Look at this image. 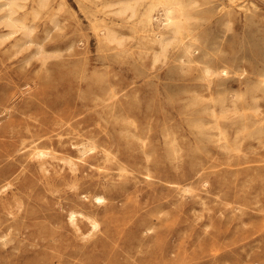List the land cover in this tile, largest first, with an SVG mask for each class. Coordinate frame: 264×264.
Wrapping results in <instances>:
<instances>
[{"label":"rangeland","instance_id":"1","mask_svg":"<svg viewBox=\"0 0 264 264\" xmlns=\"http://www.w3.org/2000/svg\"><path fill=\"white\" fill-rule=\"evenodd\" d=\"M32 1L17 13L31 31L0 40V264H264V0H186L191 30L164 53L135 16L110 12L124 41L104 44L78 0ZM36 144L59 149L47 170ZM71 209L98 216L94 236Z\"/></svg>","mask_w":264,"mask_h":264},{"label":"bare ground","instance_id":"2","mask_svg":"<svg viewBox=\"0 0 264 264\" xmlns=\"http://www.w3.org/2000/svg\"><path fill=\"white\" fill-rule=\"evenodd\" d=\"M48 1L49 0H33L32 1V3H33L32 4V9L35 10V11H38L39 10V7H42V6L46 5L48 3ZM78 1H79V5H80L82 11H84L85 13H87L88 15H90L91 24H92L94 30L96 31L97 38L100 41V43L108 44V43H111V42H115L117 44H122L123 41H124V37L119 34V32L115 28V26L111 25L110 22L107 19V16L109 14H111V13L114 14V15H116V16H122V19L126 20V22H128L129 20H131V17L135 16L136 17V21L133 23V25H135L136 27H139V25H141V28L146 31V34L144 35V39L147 42H150L152 44L157 43L160 46V50L163 51L162 53H164V50H166L168 48V46L172 42H174V41H180V43H181L182 42V39H183L184 32L185 31H188V30H191V24H192L191 23V20H192L191 18L193 16V12L191 11L190 5L186 2V0H151L150 5L148 7H146V9L141 10V11L138 10V4H137L138 3V0H78ZM26 4H27V0H0V22L3 23L4 25L10 27V29L8 31H1L0 32V40H4L5 38L10 37L18 29H22L25 32L29 31L30 26H28L29 23L28 24L26 23L25 18H24L25 16L24 17H21V16H18V14H17L19 12L20 8H23L24 6H26ZM157 6H160V8L163 11V17H161V19H159V20H157V16H155V11H156ZM54 8H55V6H54ZM155 20H157V22H158L157 25H155ZM16 41H18V40H16ZM0 42H2V41H0ZM31 43H33V42H31ZM12 44H14V43H12ZM45 46L46 45H44V47H43V45L40 44L39 45V48H38V51L36 50L37 51V54L38 53L39 54H42L44 52V48H46ZM191 46H192V42L191 41L189 43L188 42H184V49H185V51L188 54V61L189 62H191V61L193 62V58H191V56H190V55H192L191 54L192 53V47ZM69 47H71V46H69ZM47 53H48V51H47ZM32 55H34V54H32ZM42 57H44V55L41 56V58ZM47 59L46 60L44 59V60L46 62H48ZM184 61H186V60H184ZM46 62H45V64H46ZM48 63H50V62H48ZM46 66H48V65H46ZM41 68H43V67H41ZM44 68H46V67H44ZM85 68L88 69L87 67H85ZM224 73L225 74L228 73V69H226L225 67H223L221 69H216V68H213V67H211L209 65H206L202 69L201 76H202V78L211 79L210 77H213L215 74H224ZM101 85H102V89H100V94L102 95V98L105 100V99H107V96H108L109 85H107L106 82L102 83ZM10 106L11 107H14L13 105H10ZM214 111H215V109H214ZM78 122H75V124L78 123ZM7 124L11 127V126L15 125V121L14 120H10ZM2 127L3 126H0V129H2ZM78 127H80V126H78ZM74 128H76V127H74ZM77 129H79V128H77ZM105 131H106V129H105ZM62 133H58V141H59V143H63L64 142V138H63V134ZM95 134H97V133H95ZM34 135H36V137L31 141L32 143L33 142L37 143L36 141L39 140V139L42 140L43 134L41 135V134L33 133V136ZM96 137H97V135L95 136V138ZM69 138H70V136H69ZM73 138L71 137L70 139L72 140ZM54 141L55 140H51L52 143H54ZM71 143H72L73 147H77L78 148V151H80L82 153V155L83 154L85 155V154L90 153L91 151H93L97 147V144L95 143V141L93 139H91V141H90V139L89 140H84V141H74V140H72ZM30 145H31V143H30ZM25 146H28V145L26 144ZM44 147L45 146L40 147V146H38L36 144L35 149L33 148V150H31V152L28 150V156H35V158H37V162H38L39 166L42 169L47 170V166L45 164L46 163V157L47 156H57L56 155V150H59V149H55V148H52V147H49V149H48V148H44ZM46 147H48V146H46ZM106 147L103 148V149L104 150H107V152H108L109 150L106 149ZM20 150H22V149H20ZM147 156H149V155H147ZM113 157H111V158H113ZM68 162L71 165V169L75 170L77 168V165H76L77 162L74 161V159L73 160L72 159H68ZM118 169H120V168H118ZM110 173H112V172H110ZM12 175H13V173H12ZM107 175H108V173H107ZM75 179H77V178H75ZM136 182H138V181H136ZM126 184H121V187L119 186L118 188H116V190L118 191L119 189L120 190L125 189ZM7 186H9V183H5V184L3 183V185L0 186V191L6 189ZM16 195H17V193H16ZM82 196H87V194L85 193ZM92 201H94L95 203H103L106 200H105L104 194L102 195V193H101V194H94L92 196ZM177 201H179V200H177ZM106 205H107V203H106ZM89 212L92 213L93 211L90 210ZM67 215H68V219H69V222L71 223V225H73L74 228L77 231H79L81 234H83L85 237L86 236H90V235L94 236L93 233L96 231V229L99 228L100 221L97 219L98 216L95 217V216L91 215L90 213L84 211L83 209L82 210L81 209L80 210H78V209L77 210L76 209H71L68 212ZM8 218H10V217H8ZM83 218L87 219L88 223L90 224V227H89V229H88L87 232L82 231V227H81V224L82 223L80 224V222H79V220L80 219H83ZM15 219H13V220H15ZM10 223L12 224V222H10ZM68 225H70V224H68ZM74 233H75V231H74ZM127 245L130 246L131 245L130 242H128Z\"/></svg>","mask_w":264,"mask_h":264}]
</instances>
